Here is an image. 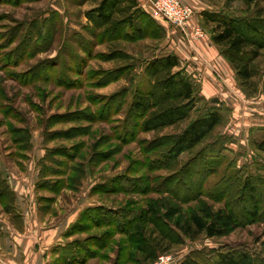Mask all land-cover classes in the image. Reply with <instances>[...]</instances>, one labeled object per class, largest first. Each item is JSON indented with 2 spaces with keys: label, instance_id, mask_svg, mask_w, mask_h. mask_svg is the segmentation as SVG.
<instances>
[{
  "label": "rangeland",
  "instance_id": "1",
  "mask_svg": "<svg viewBox=\"0 0 264 264\" xmlns=\"http://www.w3.org/2000/svg\"><path fill=\"white\" fill-rule=\"evenodd\" d=\"M99 1L0 0V236L4 234L2 226L6 231L11 227L29 235L36 234L38 228L55 229L58 239L45 252L51 253L46 264L60 260L64 246L77 251L78 257L86 258L94 251L80 264H148L135 261L130 256L128 236L107 225L89 224L71 232L72 225L79 222L89 206L142 209L149 200L160 204V199L166 198L164 201L189 213L205 203L214 209L225 202L237 207L242 201L239 183L225 201H217L222 195L213 196L214 200L206 194L201 200L180 203L157 191L143 194L142 188L138 192L107 190L112 180L123 190L134 187V183L121 181L122 177L140 187L150 183L158 190L166 187L164 183L173 182L171 185L183 188L182 193L187 192L185 186L191 187L186 194L189 199L199 189L195 181L200 177L197 172L203 150L209 159L222 161L202 186L205 192L220 189L223 176L230 173H238L242 179L248 174L264 177V150L260 148L264 145V49L253 63V83L250 93L243 89L247 101L242 98L238 113L210 91L202 95V72L194 70V76V72L186 71L202 97L190 118L160 131H138L130 105L137 89L150 88L145 73L148 61L169 53L182 55V48L171 32L175 27L154 14L147 0H139L149 15L142 19L144 38H137L139 34L132 26L122 31L120 27L96 25L86 12ZM179 1L191 7L194 16L193 6ZM214 3L235 16H251L257 8L264 9V0L255 6L241 0ZM196 21L205 35L194 39L189 24L194 45L206 34L212 36L214 26L205 18L196 17ZM40 28L44 29L42 33L37 32ZM126 31L136 36L127 37ZM179 31L177 35H182L189 47ZM216 47L225 57L224 48ZM218 78L223 80L220 75ZM237 83L242 89L238 79ZM219 106L224 114L220 126L193 149L180 154L170 167H161L159 163L163 162L156 161L154 166L161 169H150L151 160H157L158 154L169 147V136ZM23 129L29 131L27 145L19 137L23 132H17ZM231 246L245 248L264 259V212L256 222L225 236L186 238L161 255L169 256V264H182L187 257L200 264H212L211 250ZM15 248L0 245V264H6V253H14ZM132 253L141 255L135 248Z\"/></svg>",
  "mask_w": 264,
  "mask_h": 264
},
{
  "label": "trees",
  "instance_id": "2",
  "mask_svg": "<svg viewBox=\"0 0 264 264\" xmlns=\"http://www.w3.org/2000/svg\"><path fill=\"white\" fill-rule=\"evenodd\" d=\"M242 1L247 6H255L263 0ZM86 14L100 27L111 29L120 27L124 31L128 26H132L136 30V35L139 34L137 38L146 37L145 29L142 30L144 24L142 27L141 24L149 15L139 0H100L97 6ZM202 14L207 23L214 24L211 32L212 41L224 48L223 54L234 67L241 87L250 93L249 87L252 85L255 76L253 63L264 49V9L257 8L255 14L251 16H235L222 11H203ZM38 31L42 33L44 29L40 28ZM50 33L52 34V31ZM126 35L127 37L136 36L128 31H126ZM145 73L150 88L142 91L137 89L130 105L131 117L137 119L134 128L146 132L160 131L188 120L192 112L198 107L202 97L198 95L185 67H181L178 55L169 53L154 57L148 61ZM157 97L160 98L159 101ZM223 121L224 114L220 107H213L192 119L181 132L169 136V147L158 154L157 160L153 159L154 162L151 160L152 163L149 165L152 167L150 169L155 171L161 167H170L180 154L193 149ZM17 132H23L19 137L25 139L26 145L29 144V131L23 129ZM260 148L264 150V145H261ZM203 153L197 172L200 177L196 178L195 181L199 189H197L196 196L192 194L189 199L186 198V194L191 192V187L185 186L184 189L187 192L182 193L183 188L171 185L173 182L171 184L164 183L166 187L158 190L150 183H145L144 187H140L137 182L122 177L121 181L126 180L129 184L134 183V187H127L123 190L115 185L116 181L112 180L106 189L138 192L142 188L143 194L157 191L167 194L170 199L180 203L188 200V202L201 200L206 194L213 199V196L219 195L221 197L222 195V199L217 200L220 202L225 201L232 193V187H236L239 183V197L242 199L239 203L240 206L235 207L230 202H225L213 209L205 203L199 209L183 213L179 206L164 201L166 198L160 199L162 200L160 204L149 200L142 209H114L104 205L89 206L81 214L79 222L77 221L72 225L70 231L72 232L73 228L87 227L89 224L107 225L112 230L116 229L115 232L128 236L131 249L130 256L135 257V261L143 260L145 263L152 264L162 253L168 252L175 244L183 243L186 238L196 240L203 234L210 238L225 236L237 228L259 220L264 212V177L248 174L245 179H242L238 173H230L223 176V182H225H222L223 185L220 189L205 192L202 186L206 179L216 172L222 161L218 158L209 159L204 150ZM69 154L70 151H68ZM156 161L163 162L162 164L159 163L161 167L159 165L158 167L154 166L157 164ZM44 170L46 168H41L42 172ZM119 186H122V183ZM137 186L139 188L136 189ZM84 219L86 224H83ZM147 228L151 230L147 231ZM64 247L63 251L59 253L61 259L49 264L85 263L89 257L93 256L91 252H94H89L86 259L78 257V252L74 249ZM133 248L141 253L139 257L132 253ZM211 251L214 253L212 264H264V259L241 247L231 246ZM132 257L127 259L131 261ZM182 264L200 263L192 257H187Z\"/></svg>",
  "mask_w": 264,
  "mask_h": 264
},
{
  "label": "crops",
  "instance_id": "3",
  "mask_svg": "<svg viewBox=\"0 0 264 264\" xmlns=\"http://www.w3.org/2000/svg\"><path fill=\"white\" fill-rule=\"evenodd\" d=\"M183 1L191 4L196 11V15L194 14L190 22L191 29L195 25H198L196 17H201V20H203V11L214 10L227 13L225 11L226 8L224 6L220 7L215 5L214 0ZM178 31L177 28L171 29V32L175 34V39L179 44L178 47L181 46L182 48V55L179 52L175 53L179 55L180 62L182 66L186 68V71L194 72V70H196V72L203 73L201 77V81L203 80L202 95L205 97V94L210 91L211 94H214L212 95L213 97L218 99L222 98L223 101L228 102L227 104L235 107L238 113L243 104L241 100L246 99L247 94L244 93L243 88L241 89L238 86L235 70H233L229 61L218 51L216 47L217 44L212 41L211 35L206 34V37L198 42L197 45L189 43V47H187L185 46L186 44H184L185 42H183L185 40L181 33V37L177 35ZM182 58L184 62L181 61ZM196 72L193 73L194 76H197ZM219 75L223 80L218 78ZM243 101L245 102L247 99ZM262 110H264V108ZM8 229L9 230L6 231L2 226L4 234L0 236V245L5 249L14 246H16V248L14 249V253H6L8 256L6 264H46L49 262L47 259L50 258L51 253L45 252L50 244L58 239L56 235L57 231L53 233L55 229L46 230L45 228H38V230H35L36 234L32 235L19 233L15 228L12 229L8 227Z\"/></svg>",
  "mask_w": 264,
  "mask_h": 264
},
{
  "label": "built area",
  "instance_id": "4",
  "mask_svg": "<svg viewBox=\"0 0 264 264\" xmlns=\"http://www.w3.org/2000/svg\"><path fill=\"white\" fill-rule=\"evenodd\" d=\"M147 3L153 9V13L166 19L175 28L181 30L185 38L192 45L196 42L190 36L188 26L193 17L191 7L182 5L179 0H147ZM194 39L204 37L205 31L201 25H196L192 28ZM168 255H160L152 264H169Z\"/></svg>",
  "mask_w": 264,
  "mask_h": 264
}]
</instances>
